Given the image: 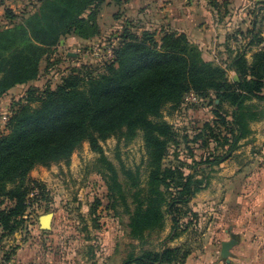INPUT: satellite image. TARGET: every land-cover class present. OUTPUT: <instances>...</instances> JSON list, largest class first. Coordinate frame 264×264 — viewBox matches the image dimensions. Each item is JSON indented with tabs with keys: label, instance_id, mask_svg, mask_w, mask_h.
I'll return each instance as SVG.
<instances>
[{
	"label": "trees",
	"instance_id": "1",
	"mask_svg": "<svg viewBox=\"0 0 264 264\" xmlns=\"http://www.w3.org/2000/svg\"><path fill=\"white\" fill-rule=\"evenodd\" d=\"M105 1L38 0L30 10L20 14L6 8L8 27L0 29V99L18 86L38 81L43 61L56 56L63 39L99 38L97 19ZM259 4L261 8L257 11H264V2ZM212 7L218 8L216 0ZM137 23L123 21L117 31L119 41L112 62L101 67L73 66L55 89L29 88L24 103L11 107L5 130L0 132L1 240L12 237L18 230L26 232L33 220L30 216L46 207L45 185L30 178L36 168L68 165L85 143L92 152L102 154L101 142L118 135L134 137L138 132L143 133L152 158L150 165L156 170L151 173L147 196L142 201L138 198L137 208L130 216L132 238L143 242L148 234L165 229L170 219L174 239L198 219L188 205L207 187L208 181L205 184L194 181L179 168L161 170L169 153L168 146L178 133L165 120L164 109L170 107L175 113L182 112L184 99L190 93L201 103L215 97L218 109L226 104L231 106V123L216 114L214 122H206L192 132L187 130L184 136L191 138L190 142L211 139L207 131L215 135L214 124L220 122L226 129L230 128L226 143L231 141V150L235 151L239 142L251 133L249 122L256 119L246 103L264 100V48L261 47L264 38L256 22L246 36L233 35L231 41L235 44L247 40L244 44L247 49L229 51V63L221 66L206 62L185 34L139 32ZM254 47L258 50L249 60L247 57ZM228 72L235 73L238 81H230ZM35 104L38 106L34 108ZM212 163L220 164L217 159ZM125 174L133 176L130 171ZM110 182L109 192L121 193L115 173ZM35 190L39 195L31 198ZM189 255L191 252L181 248H164L142 252L125 264H183ZM11 257L10 254L7 260ZM5 263L4 259L2 264Z\"/></svg>",
	"mask_w": 264,
	"mask_h": 264
},
{
	"label": "rangeland",
	"instance_id": "2",
	"mask_svg": "<svg viewBox=\"0 0 264 264\" xmlns=\"http://www.w3.org/2000/svg\"><path fill=\"white\" fill-rule=\"evenodd\" d=\"M4 1L5 5H9L11 0H0V4ZM139 1L140 4L136 5L134 2L135 10L139 5L141 9L146 4L145 0ZM206 1L212 6L213 0ZM125 2L127 0L119 1ZM106 7L103 5L101 9L103 22H112L117 9ZM14 8L20 10L24 6L20 5V9L16 6ZM223 10L220 19L226 17L225 12L229 8L225 6ZM103 26L105 27L101 37L88 43L80 44L73 38L62 41L56 56L51 55L48 60L43 61L41 76L37 82L22 86L20 91L8 93L0 99V132L5 130L11 107L19 102L24 103L29 88H37L39 91L48 87L55 89L62 76L73 66H102V61L97 60L91 48L113 34L117 36L119 32L104 23ZM136 26L139 32L147 30L146 27L140 28L141 24L137 23ZM5 27L8 25L2 22L0 29ZM192 44L199 48L206 62L221 66L229 63V51L234 50L235 53L247 49L244 42L234 46L228 42L223 45L216 42L207 46ZM228 78L232 82L238 81L232 72H228ZM218 105L219 102L212 96L204 103L187 106L182 112L175 113L170 107L165 108L163 112L165 120L174 126L178 133L176 140L168 146L169 153L162 162L161 170L179 168L185 176H190L194 181L199 180L203 184L208 181L207 187L197 195L210 189L213 192L219 189V196L227 193V188L215 187L213 184L214 180L228 178L226 175L231 174L230 168H227L226 172L223 171L221 167L224 165H242L241 171L252 181L264 176V100L246 103L256 115V119L249 122L251 133L239 142L235 151L231 150V141L226 143L227 130L230 128L226 129L220 122L214 124L215 135L207 131V136L211 137L204 138L207 145L204 141L190 142L191 138L184 136L187 130L192 132L196 128L201 129L206 122H214L216 114L222 115L231 123L233 108L226 104L218 109ZM37 106L33 105L34 108ZM5 117L6 121L3 119ZM101 147L102 154H99L92 152L90 145L85 143L74 153L68 165L60 163L49 168L38 167L32 172L31 180L45 185L48 193L45 198L46 207L34 212L35 222L27 225L26 232L18 230L12 237L0 239V263L5 259V264H125L131 257L139 256L145 251L174 248L171 247L172 244H181L175 248H181L185 252L196 250L200 242V232L206 222L202 217L207 214L203 213L201 216L191 207L197 195L191 200L188 209L194 212L198 219L179 237L173 239L170 219L166 221L165 229L148 234L143 242L136 241L131 236L130 216L137 208L138 198L141 200L147 196L151 173L156 170L155 166L150 165L152 158L146 149L143 133L138 132L130 138L124 135L113 136L101 142ZM209 155L215 158H209ZM216 159L220 164L212 163ZM126 171H130L133 176H127ZM113 173L117 176V183L121 185V193L115 190L112 195L108 183H111L110 177ZM261 184L263 183L253 181L248 187H252L257 193L256 190H259ZM40 218L43 223L50 222L51 230L45 231L41 228ZM30 226L33 227L30 229ZM10 254L12 257L9 261L7 258Z\"/></svg>",
	"mask_w": 264,
	"mask_h": 264
},
{
	"label": "crops",
	"instance_id": "3",
	"mask_svg": "<svg viewBox=\"0 0 264 264\" xmlns=\"http://www.w3.org/2000/svg\"><path fill=\"white\" fill-rule=\"evenodd\" d=\"M37 1L11 0L9 5H5V1L2 2L0 24L2 22L4 25L8 24L5 19L6 8L20 14L24 10H30ZM119 1L106 0L103 4L107 6L106 8L117 9V14L111 19L112 22H103L101 10L103 5L100 7L97 20L101 35L105 27L103 23L119 31L123 21L130 20L137 21L143 26H140L141 28L146 27L147 30L185 34L191 43L207 46L216 42L222 45L228 42L234 46L235 43L231 41V37L239 33L246 36L256 22L257 29L261 30V36L264 38V11H257L258 7L261 8L259 3L264 0H229L228 2L216 0L218 6L216 9L208 5L206 0L194 2L191 0H145L144 6L141 2L144 7L141 9L146 8L144 11L140 9V5L137 10L133 8L134 2L136 5L140 2L139 0H127L125 3H119ZM20 5L24 8L20 9ZM14 6L20 10L15 9ZM225 6L229 10L225 12L226 17L220 19ZM69 38H73L80 44L90 42L78 37H68L63 41ZM243 42L246 43L247 40ZM261 47L264 48V42ZM257 50L254 47L248 57L251 58L252 53ZM232 74L235 75L233 72ZM20 87L22 86L12 89L9 93L20 91ZM221 168L224 172L230 168L231 174L226 175L228 178L214 180L213 184L215 187L227 188V193L219 196L221 195L219 189L216 192L210 189L197 195L193 200L191 207L194 212L201 216L207 213L202 217V220L206 222L203 224V231L200 232L198 247L191 252L183 264H264V176L253 180L255 183H263L256 193L252 187H248L253 181L246 178V174L241 171L242 165L229 164ZM239 170L241 172L236 173ZM30 217L33 219L31 224H34V216ZM39 221L41 225L42 218ZM32 227L30 226V229ZM232 235L237 237L238 244L231 250L228 261H224L221 257L222 244L229 242ZM179 245L181 244H172L171 247L175 248Z\"/></svg>",
	"mask_w": 264,
	"mask_h": 264
},
{
	"label": "built area",
	"instance_id": "4",
	"mask_svg": "<svg viewBox=\"0 0 264 264\" xmlns=\"http://www.w3.org/2000/svg\"><path fill=\"white\" fill-rule=\"evenodd\" d=\"M118 38L117 36H109L107 40H102L98 42L99 44L94 46L92 50L93 54L97 57L98 61H102L103 63H110L114 60V51L115 48L118 45ZM200 99L193 93L188 94L184 99V105L183 108L185 109L187 106L190 105H198L200 104ZM4 121L7 120V117L3 118ZM39 192L35 190V192L32 194L31 198L34 196H38ZM3 262V261H2ZM2 262L0 264H2Z\"/></svg>",
	"mask_w": 264,
	"mask_h": 264
},
{
	"label": "water",
	"instance_id": "5",
	"mask_svg": "<svg viewBox=\"0 0 264 264\" xmlns=\"http://www.w3.org/2000/svg\"><path fill=\"white\" fill-rule=\"evenodd\" d=\"M41 228L45 231L51 230L50 222H45L41 224ZM238 244L237 237L232 235L229 242H224L222 244L221 257L224 261H228L231 256V250Z\"/></svg>",
	"mask_w": 264,
	"mask_h": 264
}]
</instances>
